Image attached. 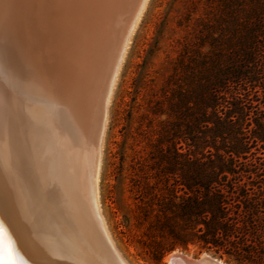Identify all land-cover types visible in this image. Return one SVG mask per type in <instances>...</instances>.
I'll use <instances>...</instances> for the list:
<instances>
[{"label":"trees","instance_id":"obj_1","mask_svg":"<svg viewBox=\"0 0 264 264\" xmlns=\"http://www.w3.org/2000/svg\"><path fill=\"white\" fill-rule=\"evenodd\" d=\"M195 23L149 100L157 171L142 173L135 218L151 204L148 235L174 238L152 239L158 254L197 240L235 264H264V0H204Z\"/></svg>","mask_w":264,"mask_h":264},{"label":"bare ground","instance_id":"obj_2","mask_svg":"<svg viewBox=\"0 0 264 264\" xmlns=\"http://www.w3.org/2000/svg\"><path fill=\"white\" fill-rule=\"evenodd\" d=\"M128 1L0 0V55L2 56L0 62L1 60L3 62L6 46L11 45H9L10 38L19 35L20 27L25 29L24 31L27 30L31 39L29 40L31 43L27 45L25 61L23 60L25 72L30 80L29 94L23 103L17 102L9 110L10 124L4 122V110L0 107V209L6 204L12 209L16 226L10 227L6 223L4 227L13 248L25 264H106L105 260L112 262L111 253L108 255V252L103 250L95 252L96 248H93V234L98 237L93 203L97 207L108 237L118 248L107 228L106 217L104 218L99 205L100 199L96 190L98 148L94 145L90 133L93 129L96 130V126L92 127L91 121L94 116L93 119L90 118L88 105L96 97L101 98L98 86L101 81V79L99 81L100 74L104 75V72H100L103 62L97 65L98 71L93 80L89 75L84 78L83 72L87 68L92 71L94 65L96 66L98 56L104 53H101L100 49L104 41L108 40L106 36L114 41L112 44L114 47L123 44L122 41L124 42L123 39L129 32L131 20L141 0ZM47 35L51 39L54 36L60 38L61 48L66 49L65 43L71 44L81 55L71 59L78 69L75 79L71 80L74 84H71V89L68 87L70 90L66 92V96L64 95L67 104L53 99L55 86L50 83L47 74L49 70H46L49 68L45 66L46 63L39 54L41 53L39 49L45 46L40 47L38 38L43 40L42 36H44L48 39ZM61 53L59 51V54ZM61 60L65 59L61 58ZM52 64L54 65L55 62ZM104 83L106 88L112 84ZM85 84L87 86L90 84V87L87 89ZM107 92H104V95ZM90 107L93 108L92 105ZM18 112H22L23 115H18ZM118 250L120 251L119 248ZM120 253L122 254L121 251ZM122 256L124 257L123 254ZM124 259L127 264H131L125 257ZM215 259L220 263H226L209 253H203L195 258L179 250L165 257L169 264H211Z\"/></svg>","mask_w":264,"mask_h":264},{"label":"rangeland","instance_id":"obj_3","mask_svg":"<svg viewBox=\"0 0 264 264\" xmlns=\"http://www.w3.org/2000/svg\"><path fill=\"white\" fill-rule=\"evenodd\" d=\"M191 1L192 0H141L138 6L139 8H137V12H135L136 14H134L131 20L128 29L129 32L123 39L124 42L122 41L123 44H117L119 47H116V45L114 47L112 45L114 44V41L112 42L110 40L111 38L109 39L108 36H106L105 38L108 40L105 39L106 41H104L103 45L104 48L101 47L100 49L101 53L104 52L101 55L103 56L104 54V56H98V58L100 60L102 59V61L100 62L98 59L99 62L96 61V66L94 65V68L91 69L92 71L87 68L83 72L85 76L82 74L84 78L89 75V77L93 80L98 71L97 65H101L103 62L100 72H104V75L100 74L99 81L100 79L101 81L98 86L100 91L98 92L101 94L99 95L101 98L98 99V97H96L94 100H90L91 103L88 105L91 112L90 118L93 119L92 116H94V119L91 121V124L93 122L92 127L96 126V130L93 129L95 133L92 130V127H90L92 130L90 133L92 134V138L95 142L94 145L98 148L96 190L98 199H100V208L104 218L106 217L105 221L108 225L107 228L109 229V232L111 233V236L120 251L131 264H169L165 260V257L175 250H179L193 257H199L203 253H209L214 257L222 259L228 264H235L232 257L224 253L223 250L217 251L213 247L208 249L207 247H204L203 243L197 240L189 241L185 245L177 244L172 250L163 254H158L151 247L152 239L161 243H172L175 242L174 238L167 234V230H163L160 234L156 233L154 238H151L150 235H148L150 225V219H148V216L150 215L152 209L151 204H146L145 206V210L148 213V216L144 217L145 219L136 220L135 218L137 207L142 203L141 196L138 191L139 185L143 182V178L141 177L142 173L151 166L154 167V169H151L153 172L157 171L154 166L153 159H150V148L145 141V129L147 128V125H149V119L155 118V115L151 111V103L149 100L161 94L163 83L172 70L174 60L182 47L184 37L187 36L190 31L194 30L196 19L201 14L204 0H197L194 11L188 12ZM24 30L25 29L20 27L19 35L14 36V40L10 38L9 42L11 43H9V45H16H10L9 47L15 51V65L17 67H22L25 71V64L23 62L25 61L27 45L31 43V39L29 38L27 30ZM44 36H42L43 40L38 38V44L40 43V47L42 45L45 46L39 49L42 55L41 53L39 54L42 61H45V66L49 68L46 70H49L47 74L50 83H53V87L55 86L53 99L56 102L67 104L68 102L64 99V95L66 96V92L71 89V84H74V81L71 83V80L75 79L74 76L77 74L76 71L78 69V66L75 65L76 63H74L71 59H74L75 56L81 57V55L78 54L77 49L75 50L71 44L68 45L65 43L66 46H64L66 49H64V47L61 48L59 46L62 43L60 38L58 39V37L54 36V38L52 37L51 39V37L47 35L48 39H46ZM54 39L59 41H55ZM67 46H71L73 49L71 47L67 48ZM51 49L55 51H52ZM67 49L73 50L76 54L71 52V50L68 51ZM16 50L22 51L23 54L22 52ZM56 51L58 54H56ZM59 51L62 53L59 54ZM109 54L111 55V59H113V61L110 59L109 62ZM68 56L70 58H68ZM44 57H46V59ZM66 57L68 60H66ZM48 58L51 60L49 61ZM61 58L65 60H61ZM46 60L48 61L46 62ZM52 60L54 61L52 62ZM54 62L56 65L52 64ZM60 63H62V67H60ZM113 63L116 65H112ZM2 64L3 62L1 60L0 71L2 70ZM104 70H109V72L107 71L106 73ZM59 73L61 74L59 75ZM112 75L114 76L113 78ZM51 80L53 82H51ZM102 81L106 82L108 85L112 84L110 87L107 85L108 87L106 88L105 83H102ZM77 85L75 88H77ZM85 85L87 86V84ZM68 87L70 89H68ZM89 87L90 84H88L87 89ZM102 91L103 93H101ZM104 92L107 93L104 95ZM84 100H86V98ZM98 104L100 105L97 106ZM91 105L93 108L90 107ZM105 105H107V107ZM94 109H96V111H93ZM92 112H94V114ZM95 112L99 115L95 114ZM103 118L105 120H103ZM158 118L163 120L166 118V115L163 114ZM102 122L103 124H101ZM98 133L101 134L99 135ZM176 172L175 176H178L179 178V170L177 169ZM151 180L154 181V179ZM169 182H174V175L169 177ZM181 194L182 192L179 191L178 195ZM179 201L180 197H177L176 203ZM154 207L156 208V206ZM159 235L169 238L162 239L163 237H160Z\"/></svg>","mask_w":264,"mask_h":264},{"label":"snow or ice","instance_id":"obj_4","mask_svg":"<svg viewBox=\"0 0 264 264\" xmlns=\"http://www.w3.org/2000/svg\"><path fill=\"white\" fill-rule=\"evenodd\" d=\"M30 80L22 67L14 63V49L6 46L3 58V67L0 71V107L4 110V122L10 124L9 110L17 102L23 103L29 94ZM22 116V112H18ZM15 227L12 209L6 204L0 209V264H25L13 248L12 241L4 225ZM27 251V249H26ZM59 259V258H57Z\"/></svg>","mask_w":264,"mask_h":264},{"label":"water","instance_id":"obj_5","mask_svg":"<svg viewBox=\"0 0 264 264\" xmlns=\"http://www.w3.org/2000/svg\"><path fill=\"white\" fill-rule=\"evenodd\" d=\"M110 59H111V55L109 56V60ZM92 208L94 211V217H95L94 219L96 221L97 230H98V237L95 234H93V242H94L93 248L94 247L96 248V251L95 250L94 251L98 252L100 250L101 251L103 250L106 253L108 252V255L111 253L110 258L112 259V262L114 264H127L124 257L122 256V254L118 250V248L115 246V244L112 242V240L108 237V234L106 232L107 230L104 227V223H103L102 219L99 217L95 203H93ZM195 258H198V257H195ZM110 262L111 261H109V260H105L106 264H111L112 262L111 263ZM226 263H220L219 261H217L215 259V260H213V263H211V264H226Z\"/></svg>","mask_w":264,"mask_h":264}]
</instances>
